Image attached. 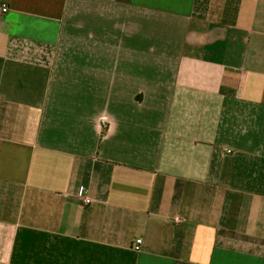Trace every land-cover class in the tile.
Masks as SVG:
<instances>
[{"label":"crops","instance_id":"1","mask_svg":"<svg viewBox=\"0 0 264 264\" xmlns=\"http://www.w3.org/2000/svg\"><path fill=\"white\" fill-rule=\"evenodd\" d=\"M0 264H264V0H0Z\"/></svg>","mask_w":264,"mask_h":264},{"label":"built area","instance_id":"2","mask_svg":"<svg viewBox=\"0 0 264 264\" xmlns=\"http://www.w3.org/2000/svg\"><path fill=\"white\" fill-rule=\"evenodd\" d=\"M9 9H10V7H9V4H7V3H2V5H1V11L3 12V13H6V12H8L9 11ZM91 202V199L90 198H86L85 199V203H90ZM176 221L177 222H179V221H181V219L180 218H177L176 219ZM142 242H143V240H142V238H137L136 240H135V243H134V248L136 249V250H141V244H142Z\"/></svg>","mask_w":264,"mask_h":264}]
</instances>
